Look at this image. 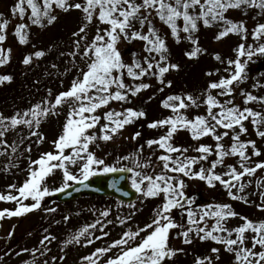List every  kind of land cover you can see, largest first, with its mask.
I'll list each match as a JSON object with an SVG mask.
<instances>
[{
    "label": "snow or ice",
    "instance_id": "snow-or-ice-1",
    "mask_svg": "<svg viewBox=\"0 0 264 264\" xmlns=\"http://www.w3.org/2000/svg\"><path fill=\"white\" fill-rule=\"evenodd\" d=\"M73 10L81 15L77 29L71 33L72 51L60 52V56L71 57V68L76 69L68 87L56 94L48 89L45 97L11 115L0 111V157L8 161L4 171L19 168L17 161L25 155L28 160L23 182L11 183L6 192H0V201L17 205L15 209H0V221L39 210L47 197L64 193L75 185L87 188L90 185L86 182L98 174L128 173L131 188L142 200H159L150 220L143 226L126 227L119 238L81 256L79 264H174L178 253L188 255V252L172 246L173 230L185 245L196 240L218 245L207 254L195 255L193 264H220L225 252L232 257L230 264H264V220L250 219L236 212L230 203L197 204L196 196L187 191L189 180H200L209 188L219 185L231 200L255 203L249 199L254 193L246 191L253 180L245 181V177H254L258 170H264V159H254L264 157V152L257 140L251 138L254 133L264 141V94H255L264 91L261 79L264 73L252 83L254 91L241 85L250 78V64L256 58L264 59V22L258 19L264 17V0H14L9 11L19 22L12 35L20 45H29L32 26L47 28L58 20L60 13ZM230 10H239L245 17L250 10H257L251 17L255 26L249 29L247 20L229 18ZM11 24L12 19L0 12V67L12 59L13 49L4 47ZM217 25L215 41H223L232 34L239 36L240 42L231 56L211 53L218 66L204 72L207 79L203 88L198 93L181 90L164 96L160 105L170 114L147 124L158 136L139 143L142 133L136 131L126 138L137 141L134 150L114 156L111 161L108 159L111 153L98 155L93 149H99L101 142H114L127 126L147 118L144 108L126 105H132L144 91L153 88L151 81L158 85V93L173 88L174 81L169 76L180 72L182 65L174 62L169 39L175 44L187 41L191 47L184 51V57L198 61L209 54L200 44L201 27ZM134 41L142 42V46L132 53L129 61L120 45ZM54 47L26 53L23 65L31 66L45 58ZM51 67L55 69L58 65ZM69 71L65 69V73ZM13 78L11 74H0V85L11 83ZM153 99L155 93L145 103ZM201 108L203 113L196 111ZM61 115L64 121L60 133L51 141V150L33 159L30 141L34 137V143H45L42 125ZM181 130L189 133L193 143L175 142ZM12 133L16 138L9 142ZM206 138L212 143L203 142ZM57 172L58 182L53 180ZM255 184V194L260 199L255 206L264 211V177L256 179ZM111 187L121 191L115 182ZM129 207L135 210L127 216H117L122 226H127L139 211L134 204ZM45 210L56 211L51 207ZM110 213L111 209L106 208L94 223L70 233L61 250L73 244L87 247L108 237L110 233L105 229L114 223L107 219ZM69 218L65 215L64 221ZM232 218H239L242 223L229 227ZM97 226L101 235L93 231ZM44 232L40 248L22 250L33 256L31 262L23 264H49L46 259L40 262L36 254L43 257L50 252L47 245L57 237L48 229ZM12 234L10 231L8 236ZM57 259L65 260L66 254L53 256L52 264Z\"/></svg>",
    "mask_w": 264,
    "mask_h": 264
},
{
    "label": "rangeland",
    "instance_id": "rangeland-1",
    "mask_svg": "<svg viewBox=\"0 0 264 264\" xmlns=\"http://www.w3.org/2000/svg\"><path fill=\"white\" fill-rule=\"evenodd\" d=\"M14 3V0H0V12H3L7 15L10 19H12V24L8 29V39L4 42V47L8 48L11 47L12 51V59L11 62L3 67H0V74H11L14 78L11 83L5 82L2 85L6 87L8 85H12L16 88H22L26 84H32L37 87L36 90L28 92L24 91H17L16 93L11 94V97L5 99L6 94L0 95L3 98V103L0 106V111L4 114L8 111V109L12 106L14 101H17L19 104L10 113L6 115L13 114L18 109H26L35 102H37V98H34L32 101L27 102L26 97L34 96L35 93H40L42 98L47 95V90L51 89L53 94L58 93L61 90H64L68 87L70 81L74 78L75 75L72 73L76 72V69L72 68L70 75H64L66 68H70L71 66V57L65 55L60 58L52 59L50 55L46 58H42L40 60H50L47 64L58 65L57 68L59 69L58 73H54L47 77H42L40 75L32 76L29 82H25L23 80L28 78L26 74H24L23 68L25 65L22 63L23 56L30 52L35 51L38 49H43V44H52L49 46H59L60 52L68 53L72 51L71 46V33L72 31L76 30L79 24L80 19V12L78 10L69 11L68 13H60L58 20L51 26H48L44 29H39L37 26H32L31 29V43L29 45H20L18 40L12 35L14 31V26L18 23V18H12L10 14V7ZM257 10H250L249 15L245 17L239 10H230L227 15L229 18L234 20L245 19L248 22V27L251 29L255 26L256 21L252 20L251 17L256 15ZM260 22H264V17L258 18ZM157 26L159 23L157 22ZM138 27V25H137ZM219 26H213L212 28H203L201 27V31L198 33L200 37V44L208 49V53L202 57L198 61H191L184 57L183 53L186 49L190 48L191 45L187 41H182L180 44H175L171 38L169 39V43L172 47V53L174 62H180L182 65V70L178 73H173L169 76V79H173L174 85L171 89H165L164 93L156 92V87L158 85L155 84V81H151L154 87L144 91L138 98L134 100L132 106L137 108H144L147 112V118L142 119L139 122L135 123L134 125L127 126L125 130H123V135L117 137L114 142H101V146L99 149H93L97 151L98 155L104 156L111 153V156H108L109 161L112 160L114 156L123 154V150L129 149L130 151L134 150V147L137 144V141H132L126 139L131 134L136 131H141L142 137L139 138V143H144L145 139L153 138L159 135L156 130L147 129V123L150 121L160 118L162 115L170 114L168 110L163 109L160 105V101L170 92H180L181 90L190 91L193 93H198L199 90L203 88L206 82V77L204 76V72L208 69H212L218 66V62H216L211 53L219 52L222 56L228 57L233 55L232 49L240 42V37L236 35L230 34L227 38L223 41L217 42L214 40V36L218 31ZM167 31V29H165ZM249 43H251V38H249ZM35 45V48L32 47ZM142 42L134 41L131 44L127 42H122L120 47L122 49L124 58L126 60H131L132 53L137 52L141 49ZM55 48V47H54ZM56 55L60 54L59 51L56 50ZM68 56V57H66ZM78 59V58H77ZM40 60L35 61L32 65L36 68L41 66ZM56 60V61H55ZM9 65V66H8ZM45 66V64L43 65ZM260 73H264V59L256 58L254 63L250 64V71H249V80L241 85L242 88H245L249 91H254L251 88L252 83L255 82V78L260 75ZM186 75V80L184 88L179 85L180 80ZM188 76V77H187ZM264 80V77H261ZM67 80V81H64ZM63 81V84H61ZM148 82V81H146ZM52 86V87H50ZM58 90H53L54 88L58 87ZM26 89V88H25ZM155 93V99L152 101L145 103L147 98ZM255 94H264V91H256ZM241 101L238 99L237 103ZM4 106H7L5 108ZM256 107V105H252ZM203 113L204 109L201 108L199 110ZM53 118L49 119L46 123L42 125L41 131L47 137V140L43 144H36L34 143L35 138H32V152L31 156L33 159L37 158L41 152L51 150L52 145L51 141L56 138V136L61 131V125L64 121V115H61L59 119L56 121ZM135 126L137 130H135ZM249 130L252 131V127L249 124ZM150 130V131H149ZM25 131V130H24ZM16 138V134L12 133L9 136V142ZM245 137H242V139ZM252 139L257 140L258 146L261 148L262 152H264V141H261L258 137L253 135L251 136ZM175 142L177 144H191L190 135L187 131L181 130L175 136ZM203 142L212 143L209 138H206ZM27 143V142H26ZM21 151H23V146L21 147ZM113 152H116L115 155ZM195 154V153H193ZM254 159H264L261 158H254ZM8 161L5 157H0V192L7 191V185L11 183H17L18 185L23 182L26 176V171L28 166L27 155L24 158L17 161L19 163V168H12L10 171L5 172L4 168L7 165ZM217 171H223V169H217ZM60 173L57 172L56 176L53 177V180L56 182L59 181ZM130 174L128 175V177ZM264 177V170H258L256 176L254 177H245V181L248 179H252L253 183L249 185L246 189L248 193H254L253 195L249 196V199L254 201L253 204H246L242 201H234L228 197L226 191H224L219 185L216 188H209L203 181L200 180H189L188 181V193L190 195H194L197 198V204L203 205L212 203L213 201L217 202H224L230 203L233 209L244 215L249 217L253 220H264V211L258 209L255 204L260 203V199L257 192L255 180L258 178ZM52 181H50L51 183ZM130 182V180H129ZM113 200V201H112ZM115 199H98L93 197H83L78 199L77 201L71 202L70 204H61L58 201L51 197H47L43 202V206L39 210H34L31 213H27L23 216L19 217H11L5 218L4 220L0 221L2 227H0V257H3V260H0V264H23L24 261L31 262L33 256L30 252H23L24 248L32 249V248H40L39 241L42 239L43 235L46 233L44 232L45 229L57 237L55 241L51 244H48V248L51 249L45 256H39L37 253V257L40 262L43 260H48L49 264H52L51 258L56 256L59 258L62 255L66 254V259L61 261L57 259L56 264H79L80 257L83 255H88L96 247L105 246L107 243L111 242V240L119 238V235L126 230V227H135L137 224L143 226L144 223L148 222L152 216L154 207L159 203L157 199H146L142 200L140 194L138 193V198L134 203L135 208L139 209L136 212V215L132 217L130 221H128L127 226H122L117 221V216H127L130 212L134 211L135 209L130 208V204H123L121 205L120 202ZM31 201H25V203H30ZM17 205L14 202H2L0 201V209L9 208L15 209ZM55 208L56 211L52 213H48L45 209L47 208ZM110 208L111 213L107 219L113 220V224L108 225L105 231H108L110 235L105 237L102 240H97L95 244L89 245L84 247L83 245L73 244L62 251L63 241L69 237V234L75 232L80 227L94 223L97 218H99L100 211ZM68 215L70 218L67 222L64 221V216ZM177 219L180 218L179 211L176 212ZM56 221H60V223H56ZM211 224L212 221H209ZM242 223L239 218H232L228 226L235 227L238 224ZM13 226L15 228L13 229ZM12 231L13 234L11 237L8 236V233ZM95 231L96 235H101L99 231V226H97ZM171 244L173 247L176 248H187L185 244L182 243V239L178 238L175 235V230H173V236L171 239ZM203 244V253L207 254L210 251V248L215 245L212 241H204L200 242L196 240L192 245L189 246L188 257L184 256L183 253H178L177 256H180L182 259H188V262L194 259V255L192 252H199L197 251L198 246ZM17 252H20L21 255H16ZM174 260V263H178L180 260ZM232 257L228 253L222 254V259L220 264H230ZM171 263V262H170Z\"/></svg>",
    "mask_w": 264,
    "mask_h": 264
},
{
    "label": "water",
    "instance_id": "water-1",
    "mask_svg": "<svg viewBox=\"0 0 264 264\" xmlns=\"http://www.w3.org/2000/svg\"><path fill=\"white\" fill-rule=\"evenodd\" d=\"M122 174H113L111 176H108L107 178H100L97 177L93 181H87L90 186L85 188L80 185H76L73 188L68 189L64 193H59L57 196L58 198L63 202H70L74 199H77L81 197L82 195H112L117 197L118 199L126 202H131L135 200V194L130 190L128 187L126 181L121 180L120 177ZM102 181H106L105 184H101ZM124 181V183H122ZM116 183L118 187L121 188L120 192H117L113 187H111L112 183ZM79 189L78 191L76 189ZM123 192H128V196H124Z\"/></svg>",
    "mask_w": 264,
    "mask_h": 264
},
{
    "label": "trees",
    "instance_id": "trees-1",
    "mask_svg": "<svg viewBox=\"0 0 264 264\" xmlns=\"http://www.w3.org/2000/svg\"><path fill=\"white\" fill-rule=\"evenodd\" d=\"M49 45H52V44H47V43H44L43 44V48L44 50H48L50 48ZM57 51L60 52L59 50V46H56L55 47ZM55 48H52L51 51L48 52V54L46 55V58L50 55V57L52 59H55V58H60L62 56H60V54H57L56 55V51H55ZM65 57V56H64ZM68 57V56H66ZM50 60H40L41 62V66L39 68H36L34 67L33 65L31 66H24L23 68V73L28 75L26 79L23 78V80L25 82H29L32 78V76L34 75H40L42 77H47V76H50L54 73H58L59 69H53L50 65H48L47 63L49 62ZM56 61V60H55ZM45 64V66H43ZM70 71L64 73V75H69L72 71V68L70 67L69 68ZM26 88V89H25ZM27 89H28V92H31V91H34L37 89V87L35 85H32V84H26L24 85L22 88H16V87H13L11 84L6 86V87H0V95H4L6 94L5 96V99H7L8 97H11V94L13 93H16L17 91H24V92H27ZM2 96H0V106L1 104L3 103V98H1ZM5 108H7V106H4Z\"/></svg>",
    "mask_w": 264,
    "mask_h": 264
}]
</instances>
